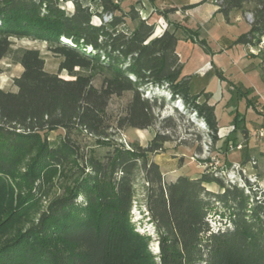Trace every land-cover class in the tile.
I'll return each mask as SVG.
<instances>
[{
    "label": "trees",
    "instance_id": "trees-1",
    "mask_svg": "<svg viewBox=\"0 0 264 264\" xmlns=\"http://www.w3.org/2000/svg\"><path fill=\"white\" fill-rule=\"evenodd\" d=\"M95 1L102 7L99 16L108 14L111 19L95 24L91 7L80 0H73L72 13L60 0H0V62L10 53L13 38L46 42L62 58L58 72L52 73L45 69L40 50L22 49L19 62L24 70L14 79L18 91L0 88V188L18 178V166L31 154L21 174L26 194L0 222V235L22 218L27 203L53 173L69 165L79 168L65 179L63 192L50 199L36 222L0 243V264H264V187L255 189L247 179V191L227 183L219 170L167 181L152 158L172 140L163 130L172 117L161 119L156 112L166 94L172 103L180 100L184 112L196 111L206 120L212 141L220 140L215 106L209 103L212 94L192 95L191 77L182 75L176 31L182 29L186 38L206 48L207 42L198 31L177 23H169L172 29L157 35L156 25L142 18L135 6L126 11L115 0ZM247 1L217 4L228 19ZM251 1L256 18L235 44L256 45L264 35V0ZM177 10L159 13L166 17ZM128 18L138 20L131 32L120 29ZM62 71L73 78L61 77ZM97 73L103 76L99 87L94 84ZM217 75L223 78L221 72ZM126 92L132 97L112 123L107 114L110 101ZM157 124L147 146L115 141L122 130H146ZM58 129L65 130L64 137L58 143L48 141V134ZM80 130L95 137L96 144L112 148L104 159L94 151L83 153L73 139ZM139 171L158 236L159 262L149 247L151 237L136 231L131 218ZM209 183H216L220 191L209 190ZM214 217L224 221L217 229Z\"/></svg>",
    "mask_w": 264,
    "mask_h": 264
},
{
    "label": "rangeland",
    "instance_id": "rangeland-1",
    "mask_svg": "<svg viewBox=\"0 0 264 264\" xmlns=\"http://www.w3.org/2000/svg\"><path fill=\"white\" fill-rule=\"evenodd\" d=\"M82 4L89 5L91 7V11L94 13L93 22L95 24H100L101 21L97 16H99L100 11H102V7L98 1L95 0H80ZM120 5L126 11L130 9L131 6H135L137 11H139L140 15L144 19H151L153 14L152 12H147V8L144 7L142 0H119ZM123 1H125L123 3ZM61 6L65 7L69 13L73 12L74 3L73 0H60ZM255 2L248 0L244 4V8L240 11H235L232 16L233 20L231 23L223 22L221 25H215L216 27L210 28L212 31L211 37L213 40H216L222 36V38L226 42H233L235 38L248 30V28L252 25L256 18L255 13ZM220 9V8H219ZM244 12V13H243ZM252 14L253 22L248 19V15ZM97 15V16H95ZM157 20L155 23L157 25L156 34L162 31L163 25H160ZM162 21V24L168 23L166 21ZM138 20L127 19L125 23L120 26V29H123L127 32L133 31V29L137 26ZM180 24V23H177ZM182 32L183 30L180 29ZM210 32V31H209ZM255 41V40H254ZM257 44V41H255ZM30 48V49H38L41 52L42 57L45 60V69L52 73H57L59 70V65L62 58L56 56L53 52L48 49V44L46 42L31 40L28 38L12 39V47L10 53L3 58L0 62V88L6 91L17 92L18 87L14 83V79L19 77L24 68L19 62V55L22 49ZM244 48L243 55L245 57H251L252 59L257 58L255 61L260 62L261 66L264 70V52L254 51L249 48L246 44L242 46ZM224 59V58H223ZM259 64V65H260ZM224 65L226 67H230L231 59L227 56L224 59ZM241 67L239 64L235 66V69ZM79 73H89L88 70L85 69H77ZM238 76H235L234 79L237 80L238 85L241 86L242 89L246 91L257 92V89L260 91V88H263L261 93L264 94V86L262 84L256 83V81L246 80L244 74L241 73L240 70H237ZM60 76L66 79L73 78L67 71L60 72ZM102 74L97 73L96 78L94 80V84L99 87L102 83ZM261 85V86H260ZM248 89V90H247ZM158 95L164 94L163 92L156 91ZM147 94L144 93V96ZM132 97L131 92H126L122 96H113L109 107L107 109L108 119L114 123L115 119L124 111L127 103L130 101ZM164 100V101H163ZM262 104H264V98L261 99ZM164 102L162 108H157L156 112L160 115V118L171 116L172 120L169 127L164 128L163 130L168 132L171 135V141L165 144V151L159 154H155L152 158H157L158 161L163 165V170L167 169L169 176L167 175V179L171 177H175L176 175H187L193 178L201 176L205 171L215 172V170H223L228 171L234 163L240 165V172H232L230 175H222L227 183L229 184H238L239 186H244L249 190V186L246 184L247 178H244L242 174L248 176H252V180H249L255 189L258 187L264 186V164L262 166L256 163L258 158L252 159L251 156H247L244 162L234 161L231 162V158H241L243 151L238 150L239 148L236 139L226 138L221 142L217 141L214 143L212 141V132L205 128L203 125L204 118H200L196 111L190 113L184 112L185 105L181 102L176 101V103H172L170 100V95L166 94V98H161L159 100V104ZM175 105L178 107L176 108ZM239 112L244 113L246 111V105L241 103L238 106ZM223 104L220 103L218 105V111L222 115L221 116V124L226 125L227 114L226 111H223ZM227 110V108H226ZM183 111V112H182ZM223 113V114H222ZM257 111L249 109L248 117L251 116L254 120L257 118ZM195 116V117H194ZM232 116V118H234ZM200 121V122H199ZM197 122V123H196ZM206 122V120H205ZM176 125H175V124ZM207 123V122H206ZM175 125V126H173ZM208 125V124H207ZM160 124H157L153 128L149 130V133L140 129H132L127 128L118 133L115 137L118 143H123L129 147V144L139 141L141 145L147 146L150 141L153 139L156 131L159 129ZM203 128V129H202ZM210 129V128H209ZM234 130V126L229 127L228 131ZM111 131V130H110ZM205 131V132H204ZM246 132V131H245ZM242 131V133H245ZM65 135L64 129H58L56 131H51L47 138L48 141L53 143H58ZM202 137V139H201ZM204 137V138H203ZM220 137H224V135L220 132ZM221 138V139H222ZM225 138V137H224ZM223 138V139H224ZM73 139L80 145L83 153H90L94 151V154L99 159H104V157L108 154L109 150L112 149L108 145H98L96 144V138L88 135L86 132L77 131L73 135ZM237 146V147H236ZM229 147V149H228ZM236 147V148H235ZM235 148V149H233ZM242 148V147H241ZM231 157V158H230ZM31 154L27 155L24 160L20 163L17 169V179H13V182L9 181L6 185L0 188V222L3 221L9 213L14 210L20 203L22 197L26 194L25 182L22 179V173L25 172L27 166L30 162ZM251 159V165L247 167L245 163ZM207 160V161H206ZM81 165L86 167L85 162L81 161ZM72 168L71 165L66 167H61L57 170V172L53 173V175L44 182L41 191L36 194V196L30 199V202L27 203L25 210L21 217L12 221L11 225L5 234L0 235V243L6 241L8 238L13 236L19 230L25 229L28 226L32 225L34 221L40 217L41 213L46 209L49 204V201L52 197L58 196L63 192L62 183L66 178L71 176L74 172L78 171L79 168ZM162 170V171H163ZM77 177V176H76ZM166 179V178H165ZM166 179V180H167ZM245 180V181H243ZM168 181V180H167ZM236 181V182H235ZM249 185V184H248ZM258 186V187H257ZM209 190L214 192H219L220 187L216 183L207 184ZM135 200L133 203L131 218L133 224L135 226L136 231L139 233L147 234L151 237L150 241V249L152 253L156 256V261L159 262L158 253V236L155 229L154 224L150 220L149 212L146 207L145 195H146V183L144 179L143 172L139 171L137 174V178L135 181ZM31 204V205H30ZM30 205V207H29ZM24 210V209H23ZM27 213V214H26ZM213 226L217 229L219 226L224 224V221H221L220 218L214 217L211 219ZM54 245L61 247L62 249L66 248L65 244L61 242H56Z\"/></svg>",
    "mask_w": 264,
    "mask_h": 264
},
{
    "label": "crops",
    "instance_id": "crops-1",
    "mask_svg": "<svg viewBox=\"0 0 264 264\" xmlns=\"http://www.w3.org/2000/svg\"><path fill=\"white\" fill-rule=\"evenodd\" d=\"M125 1H123V3ZM142 1L148 13L153 11L149 23L155 24L157 20L161 19L168 23V28L170 29H172V26L169 25V23H180L181 25L198 31L200 39H204L207 42L208 50L200 43L193 42L191 39L186 38L185 33L180 29L176 31L179 37L177 54L179 55L180 61L183 63L182 75L191 77L190 92L192 95L199 94L202 91L212 94L209 103L215 106V113L219 123V134L221 132L225 137H223V139L219 136V141L221 142L226 138H237L238 145H242V148L235 147L243 151L241 158L230 157L232 159L231 162H244L249 155L252 159L258 158L256 163L262 166V164H264V138L258 135V131L264 128V111H262L263 104L261 100L264 98V94L260 92L263 88H260V91L257 89V92H252L251 90L248 92L242 89L241 86L238 85L237 80L234 79L235 76H238L237 70H240L246 77V80L256 81L258 84L261 82L260 84L264 86V70L260 64L261 61L258 63L255 61L257 58L252 59L251 57H245L243 55L244 48H242V46L245 44H235L236 39L240 35L249 32L251 26L246 32L239 34L232 43L226 42L222 36L213 40L211 38L213 36L210 34L212 32L210 28L216 27L215 25H221L224 21L231 23L233 20L232 14L235 11H242H231L227 19L219 10V5L215 0ZM186 6L192 7L184 8ZM171 7L177 8L178 10L169 13L166 17L159 13V10ZM161 32L162 31H160V33ZM227 56L231 59L230 67L224 65V59ZM239 64L241 67L235 69V66ZM217 71L222 73L223 78L217 75ZM202 100L203 97L200 98V101ZM220 103L223 104V111H226L225 113L227 114L228 123L226 125L221 124L222 115L218 111V105ZM241 103L246 105V111L244 113L239 112L238 106L241 105ZM249 109L257 111L256 120L251 118V116L248 117ZM234 115L235 117L232 118ZM237 120H239L238 124L236 123ZM232 126H234V130L232 129L229 132L228 129ZM151 128L147 129V133H149ZM242 131L246 132L242 133ZM153 159L160 164L161 170H163V165L158 159ZM251 161L252 160L249 159L245 165L249 167ZM168 171L167 169L162 171L166 179L167 175L169 176ZM179 176L181 175H176L167 180L175 181Z\"/></svg>",
    "mask_w": 264,
    "mask_h": 264
},
{
    "label": "built area",
    "instance_id": "built-area-1",
    "mask_svg": "<svg viewBox=\"0 0 264 264\" xmlns=\"http://www.w3.org/2000/svg\"><path fill=\"white\" fill-rule=\"evenodd\" d=\"M115 2L116 3H120L119 0H115ZM215 2L217 3L218 0H215ZM63 8H65V7H63ZM219 8H220V6H219ZM95 16H97V15H95ZM252 16H253L252 14H249L248 15V19L253 22V17ZM97 18H99L100 21H101V23H102L103 19L107 21V20H109V19L112 18V15H108V14L106 15V14H104L103 17L102 16H97ZM158 23H160V25H163L162 32L168 27L166 24L165 25L162 24V21L161 20L158 21ZM155 25H156V23H155ZM156 29H157V25H156ZM161 33H159V34H161ZM246 45L249 46V48L252 50L253 53H254L255 49L258 52H261V51L264 52V35L261 36L260 40L258 41V43L256 45L250 44V43L249 44H246ZM262 111H264V104H263V107H262ZM258 135L260 137L264 138V128L259 129ZM219 136H220V134H219ZM238 147L241 148L242 145H239ZM241 170H243V169H241L240 165L237 164V163H234V165L228 171L219 170L220 171L219 174L230 175V174H232V172H240L241 173ZM242 175H243L244 178H247L248 180H252V176H248L247 177L244 174H242Z\"/></svg>",
    "mask_w": 264,
    "mask_h": 264
},
{
    "label": "bare ground",
    "instance_id": "bare-ground-1",
    "mask_svg": "<svg viewBox=\"0 0 264 264\" xmlns=\"http://www.w3.org/2000/svg\"><path fill=\"white\" fill-rule=\"evenodd\" d=\"M178 102L181 103L180 100H178ZM184 109H185V107H184ZM195 113H197V112H195ZM194 117H195V116H194ZM200 118H201V117H200ZM199 122H200V121H199ZM202 122H203L204 127H205V128H208V130H210V129H209V126L207 125V123L205 122V120H203ZM196 123H197V122H196ZM202 129H203V128H202ZM204 132H205V131H204ZM243 181H245V180H243ZM235 182H236V181H235Z\"/></svg>",
    "mask_w": 264,
    "mask_h": 264
}]
</instances>
